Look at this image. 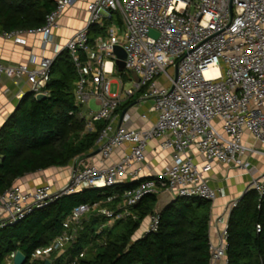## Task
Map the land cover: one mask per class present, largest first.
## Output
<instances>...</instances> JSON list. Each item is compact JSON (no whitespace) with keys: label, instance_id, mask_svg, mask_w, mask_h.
I'll return each mask as SVG.
<instances>
[{"label":"built area","instance_id":"2783aa9c","mask_svg":"<svg viewBox=\"0 0 264 264\" xmlns=\"http://www.w3.org/2000/svg\"><path fill=\"white\" fill-rule=\"evenodd\" d=\"M54 1L55 8L44 25L28 30L40 33L45 43L53 39L51 30L57 17L75 0ZM87 13V26L77 30L65 45L78 76L75 102L85 119V133L94 131L97 121L107 122L95 142L102 162L118 147L128 146V151L109 167L81 163L59 190L42 184L23 192L13 184L0 195V228L84 188L126 185V178L136 185L124 191L115 209L101 203L75 207L64 219L62 232L38 248L30 264H56L60 259L64 263L62 256L76 243L92 212L104 216L111 226L135 218L132 206L146 195L164 190L175 198L212 202L224 194L210 185L209 172L214 165L247 173L251 168L248 158L264 157V0H91ZM113 13L120 15L122 34L108 28V37L99 36L90 44L89 27H102ZM22 32L1 34L14 38ZM115 46L125 52L131 87L125 89L120 79L116 94H111L107 77L117 74ZM53 61L41 58L36 67L0 63V83L2 77L16 83L25 78L34 96L47 95ZM137 94L152 102L150 110L156 114L153 126L140 130L116 125V110ZM91 101L97 104V112L88 105ZM245 134L253 140L245 139ZM155 138L161 150L172 151L171 165L155 177H140L145 151ZM196 157L202 158L200 165ZM250 189L264 194V171L251 178L244 193ZM238 200L227 206L229 214ZM158 223L159 215H149L140 237L156 231ZM227 225L228 220L218 230L216 242L209 240V264H228ZM14 254L7 256L4 264H13Z\"/></svg>","mask_w":264,"mask_h":264},{"label":"trees","instance_id":"16d2710c","mask_svg":"<svg viewBox=\"0 0 264 264\" xmlns=\"http://www.w3.org/2000/svg\"><path fill=\"white\" fill-rule=\"evenodd\" d=\"M54 8V0H0V32L39 28ZM110 21L121 24L120 15L111 14L102 27H89L90 44L105 34ZM117 75L123 82L129 79L126 72ZM50 76L46 97L36 100L33 93H26L0 127V195L26 174L66 167L90 154L107 123L97 121L94 131L84 132L85 119L74 94L77 71L66 50L54 59ZM133 102L134 98L124 102L116 113ZM135 185L84 188L0 228V264L16 251L25 255L24 264H30L35 251L62 232L64 219L75 207L101 203L115 209L124 191ZM155 202V194L146 195L130 208L135 218L130 216L111 226L104 216L92 212L76 243L62 256L66 261L60 259L56 264H209L211 202L177 198L159 215L156 231L137 237L153 214ZM227 234L228 264H264V194L254 189L244 193L230 211Z\"/></svg>","mask_w":264,"mask_h":264},{"label":"crops","instance_id":"0c3cea01","mask_svg":"<svg viewBox=\"0 0 264 264\" xmlns=\"http://www.w3.org/2000/svg\"><path fill=\"white\" fill-rule=\"evenodd\" d=\"M90 1L75 0L63 14L59 15L56 19V26L51 30L53 39L48 43L44 42L43 36L40 33H33L27 30L14 38H7L1 34L4 32H0V63L3 65L29 64L30 67H36L41 58L47 57L55 59L65 50V45L73 34L77 30L84 29L87 26V4ZM109 18L105 19L103 24ZM108 28H115L116 33L122 34V21L121 24L110 21L105 34L100 36L108 37ZM32 58L36 59V62L33 64L30 62ZM26 93H29V84L25 78H22L17 83L6 77L1 78L0 127L9 119L20 99ZM133 98L135 102L130 104L122 112L117 113L115 124L119 125L121 123L123 127H133L140 130L152 127L156 121L155 112L150 110L152 103L150 102L149 104L147 100L141 99L138 94ZM245 139L249 141L253 140L247 134H245ZM159 142L157 138L150 141L141 165L142 171L140 177H155L171 165L172 151L170 149L161 150L159 148ZM96 150L85 157L75 159L66 167H52L26 174L19 178L15 184L23 192L30 191L42 184H49L53 190H59L68 184L75 169L81 163H91L97 167L112 166L120 161L124 153L128 151V146L116 148L104 162L101 161L99 152L93 154ZM248 159L251 162V168L247 173L221 164L214 165L209 172L210 185L213 188H220L224 192L223 195H218L210 204L208 235L209 240L213 242L217 241L218 230L223 228L225 222L228 220L229 211L227 210V206L232 200L240 199L251 178L258 177L264 171V157L252 156ZM195 162L200 165L202 158L196 157ZM124 181L125 184L130 183L129 178H126ZM146 222L147 219L143 223L144 226ZM137 237H140V234Z\"/></svg>","mask_w":264,"mask_h":264},{"label":"water","instance_id":"95a60500","mask_svg":"<svg viewBox=\"0 0 264 264\" xmlns=\"http://www.w3.org/2000/svg\"><path fill=\"white\" fill-rule=\"evenodd\" d=\"M149 34L157 37V34L153 31H149ZM114 53L116 56V60H115L116 71L119 73L126 72L125 62H124L125 52L123 51V49L121 47L115 46L114 47ZM129 74L135 81L139 80V78L137 77V75L134 72H129ZM45 97H46V95L42 94V93L35 95L36 100H41V99H44ZM119 125H121V123ZM98 152H99V150H96L93 154H97ZM176 200H177V198H175L172 195V193L168 190H164V191L156 194V202H155V205L153 207V214H155V215L162 214V212L167 207L174 205L176 203ZM25 261H26L25 255L21 251H16L14 254V257H13V264H24Z\"/></svg>","mask_w":264,"mask_h":264},{"label":"rangeland","instance_id":"374dc122","mask_svg":"<svg viewBox=\"0 0 264 264\" xmlns=\"http://www.w3.org/2000/svg\"><path fill=\"white\" fill-rule=\"evenodd\" d=\"M107 78H108L109 81H110V93H111V94H116V92H117V90H118V86H119L118 82H119L120 78H119L116 74H110V75H108ZM129 87H131V82L128 80V81L125 82V84H124V88L127 89V88H129ZM148 102H149V104H150L151 101H148ZM151 103H152V102H151ZM89 105L91 106V109H92L93 111H95V112L98 111V106H97V104H95L94 101H91V102L89 103ZM146 223H147V222H146ZM143 226H144V224H142V227L140 228V230L138 231V233L136 234V236H138V235L141 233V231H142V229H143Z\"/></svg>","mask_w":264,"mask_h":264},{"label":"bare ground","instance_id":"6f19581e","mask_svg":"<svg viewBox=\"0 0 264 264\" xmlns=\"http://www.w3.org/2000/svg\"><path fill=\"white\" fill-rule=\"evenodd\" d=\"M108 68H109V66H108Z\"/></svg>","mask_w":264,"mask_h":264}]
</instances>
